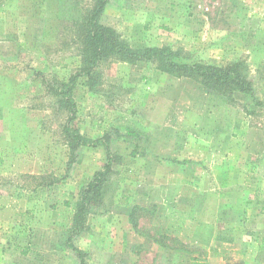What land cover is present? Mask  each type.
I'll use <instances>...</instances> for the list:
<instances>
[{
  "label": "rangeland",
  "instance_id": "obj_1",
  "mask_svg": "<svg viewBox=\"0 0 264 264\" xmlns=\"http://www.w3.org/2000/svg\"><path fill=\"white\" fill-rule=\"evenodd\" d=\"M94 5L0 0V264H81L76 205L108 162L73 239L86 264H264V0H110L122 41L237 65L252 92L112 57L71 114L49 87L79 70Z\"/></svg>",
  "mask_w": 264,
  "mask_h": 264
},
{
  "label": "trees",
  "instance_id": "obj_2",
  "mask_svg": "<svg viewBox=\"0 0 264 264\" xmlns=\"http://www.w3.org/2000/svg\"><path fill=\"white\" fill-rule=\"evenodd\" d=\"M94 1L95 5L89 10L88 15L82 19L78 29V39L82 45V64L79 70L67 82L57 81L49 87V90L53 88L56 94L61 96L64 103L71 108V114L75 112L73 90L77 80L84 76L92 77L99 65L112 57L130 63L140 61L153 63L162 72L174 76L195 78L209 91H216L223 95L231 96L235 91L241 93L252 92L251 82L239 70L237 65L219 67L192 63L188 62L172 47L135 48L128 42L122 41L114 29L103 26L100 22L103 11L110 0ZM71 135L75 142L74 149L90 144L96 146L98 142L82 137L75 130H71ZM105 147L107 152H109V148ZM109 172L110 162L104 166L103 170L95 174L93 181L84 190L81 201L76 205L74 228L72 235L68 239V245L78 254L81 264H86L85 253L73 244L74 235L84 227L88 206L94 201V194L102 190L104 178Z\"/></svg>",
  "mask_w": 264,
  "mask_h": 264
}]
</instances>
